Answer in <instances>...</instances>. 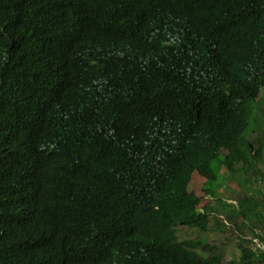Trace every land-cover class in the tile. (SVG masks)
<instances>
[{
    "label": "trees",
    "instance_id": "obj_1",
    "mask_svg": "<svg viewBox=\"0 0 264 264\" xmlns=\"http://www.w3.org/2000/svg\"><path fill=\"white\" fill-rule=\"evenodd\" d=\"M261 91L264 0H0V264H264L176 235L264 225L215 195Z\"/></svg>",
    "mask_w": 264,
    "mask_h": 264
},
{
    "label": "rangeland",
    "instance_id": "obj_2",
    "mask_svg": "<svg viewBox=\"0 0 264 264\" xmlns=\"http://www.w3.org/2000/svg\"><path fill=\"white\" fill-rule=\"evenodd\" d=\"M263 94L264 92L261 91V94L255 99L260 108H258L259 111H256L257 106H254L252 117H250V120L248 121V127L250 128V130L248 131V136L246 137L247 141L251 145L252 153L257 151V149L260 147V160L256 161V163L254 161L253 164H246L245 168H240V166H237V168L240 169H238L239 171L235 173L231 178H228L229 174L226 170H222L220 173L223 180H221L220 189L217 190V193L215 195L222 201L226 212L233 211L234 208L232 204L234 203V201H237V195L238 197L242 196L243 190L239 186H241L243 189H246V193L248 195H251L255 201L264 203V191L262 189L263 185L260 186L257 180L253 179L252 176H249V173L254 170V167L258 168L259 171L264 170V110H262L261 108L263 107L264 102ZM192 180L193 188H197L202 182V179L195 175L192 177ZM204 199H207L209 202L207 206L211 212L213 211L211 215L212 217H214V215H221V209L215 206L216 204L214 200L208 199L207 197H205ZM259 218L264 221V211L261 212ZM262 224L263 222H258L255 223V227L253 229L249 227L244 230L242 229V235H240V233L234 234L233 236L226 234L221 224L216 225L214 228V232L209 233V236L201 235L194 229L184 227H177L176 235L178 240L192 239L198 240L201 243L213 242L218 240L222 243L217 244L216 252L221 254L223 259L231 260L237 259L241 255V250L236 248L235 246V242H237L235 237H243L242 239H244V241L242 245H246L248 246V248H250V245L247 241L258 240L253 238L255 234H262L264 230V225ZM197 253L203 257H206L208 255L202 253L200 250H197Z\"/></svg>",
    "mask_w": 264,
    "mask_h": 264
},
{
    "label": "water",
    "instance_id": "obj_3",
    "mask_svg": "<svg viewBox=\"0 0 264 264\" xmlns=\"http://www.w3.org/2000/svg\"><path fill=\"white\" fill-rule=\"evenodd\" d=\"M251 148V147H250Z\"/></svg>",
    "mask_w": 264,
    "mask_h": 264
}]
</instances>
